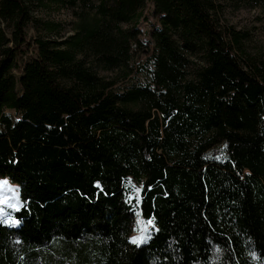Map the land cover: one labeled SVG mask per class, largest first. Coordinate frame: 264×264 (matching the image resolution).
Wrapping results in <instances>:
<instances>
[{
  "label": "trees",
  "instance_id": "16d2710c",
  "mask_svg": "<svg viewBox=\"0 0 264 264\" xmlns=\"http://www.w3.org/2000/svg\"><path fill=\"white\" fill-rule=\"evenodd\" d=\"M65 2L0 0V177L17 184L26 201L19 213L9 211L20 219L19 227L0 226V264H28L33 260L49 263L51 247L38 240L41 218L36 206L40 199L48 204L54 199L61 175L80 150L93 141L97 123L111 110L106 90L72 74L62 78L56 68V31L47 12ZM173 3L174 0H165L164 5L169 8ZM202 10L207 14L205 8ZM171 12L168 20L175 34L182 24L187 29L184 26L190 20L184 22L187 17L183 11L178 22L177 8L176 15ZM200 14L196 18L202 19V26L191 28V39L201 44L203 54L216 58L217 63L199 65L196 71L191 70L194 73L188 79L186 69L175 81L161 74L155 76V93L141 90L145 98L134 99L157 104L165 113L172 111L171 120L164 126L163 146L178 164L167 167L161 158L148 155L154 168L148 177L164 175L163 191L167 192L148 201L158 206L161 224L164 219L171 220V225H164L162 231L178 236L172 241V248L163 249L168 256L172 250L175 252L169 257V264H181L184 256L189 264L195 259L209 264V241H217L224 248L222 262L215 264H264V145L259 144L264 135V54L253 60L255 75H247L235 57L220 52V31L209 16ZM182 38L187 39L183 33ZM124 52L125 48L121 58ZM163 54L176 63L174 51L165 49ZM171 55L173 59L169 58ZM180 55L182 63L190 62L188 54ZM129 114L127 121L141 119L139 113ZM159 136L155 124L148 139L154 144ZM120 137L110 135L104 139L105 149L100 157L110 159L102 161L106 166L117 164L125 170L129 166L127 159L138 158L135 148L140 139L129 132ZM222 140L224 147L228 146V155L221 164L250 167L252 176L237 180L214 167L203 171L188 169L212 159L208 152ZM139 164L134 165L136 173L142 168ZM73 213L74 225H80L78 213L70 214ZM54 217L53 212L46 221L48 226L58 221ZM97 226L98 222L85 228L84 234L93 236L89 237L92 242L84 246L88 250L94 248L95 253L102 250L103 254L104 245L110 247L116 239V228L113 222L107 223L109 233H98L101 241L96 236ZM74 236L70 232L58 238L67 241ZM84 240H78L77 245ZM150 257L148 254L141 264H148Z\"/></svg>",
  "mask_w": 264,
  "mask_h": 264
},
{
  "label": "rangeland",
  "instance_id": "374dc122",
  "mask_svg": "<svg viewBox=\"0 0 264 264\" xmlns=\"http://www.w3.org/2000/svg\"><path fill=\"white\" fill-rule=\"evenodd\" d=\"M164 2L165 0H66L47 12L48 16L43 15L52 19L55 25V49L58 51L56 68L60 76L63 78L72 74L106 90L111 100V110L97 123L93 141L80 150L71 160L70 168L61 175L54 199L49 204L43 199L39 200L36 206L41 218L38 240L50 245L51 258L49 263L33 260L28 264H141L148 254L151 256L148 264H169V257L175 255L173 250L170 256L163 250L167 246L172 248V241L178 239L175 233L162 231L164 225H171V220L164 219L161 224L158 206L150 205L148 201L155 196L167 195L163 191L164 175L155 174L149 178V173L154 168L147 160L148 155H155L167 167L178 164V161L169 158L163 146L164 126L171 120L172 111L165 113L157 104L134 99L145 98L141 90L155 93L152 81L155 76L163 75L170 81H175L186 69L188 72L185 77L188 79V75L191 76L199 65L217 63L216 58L210 57L208 53L203 54L201 44L191 39V28L202 26V19L196 17L203 8L207 10V14L202 10L200 16H209L221 33L218 38L220 52L235 57L244 73L253 77V60L264 54V0H174L173 4L179 13L177 22L182 11L187 17L184 22L190 20L184 26L187 29L182 28V24L177 34L171 29L168 20L171 10L176 15L175 7L170 5L168 8ZM178 33L181 37L182 33L185 34L187 39H181ZM116 38L118 42L115 41ZM114 48L118 51L117 55ZM124 48V56L121 58ZM165 49L174 51L176 63L166 58L163 54ZM180 53L188 54V64L181 62L183 59ZM112 55L113 59H110ZM174 56L169 58L173 59ZM256 80H261V77ZM130 112L139 113L141 119H135L138 122L127 121L126 117H129ZM155 124L160 136L151 144L153 142L149 141L148 136ZM125 132L135 134V138L140 139L135 148L138 158L127 159L129 166L125 170L118 168L117 164L106 166L104 163L110 159L101 160L100 157L105 149L104 139L110 135H121V139ZM259 144L264 145V135ZM227 148L228 146L224 147L223 140L215 142L207 154L212 159L188 169L203 171L214 167L229 172L237 180L252 176L254 171L250 167L237 168L232 163L222 165V159L228 155ZM136 164L142 167L137 173L134 170ZM2 179L9 180L6 187L11 186L18 191L24 206L26 201L22 199L19 186L8 177H0ZM97 181L103 190L96 187ZM262 184L264 185V181ZM133 185L142 188V202L139 206L133 204L130 208L125 203V197L133 191ZM161 187L162 192H157ZM88 204L90 208L87 207ZM74 211L82 221L80 225H74L73 220L76 219L72 218L76 213L70 214ZM53 212L56 215L54 219L58 218V221L48 226L46 221L51 219ZM137 214L139 224L136 222ZM148 217L153 218L154 226L147 223ZM95 222H98V240L101 237L98 233H109L106 231L107 223L111 225L113 222L116 228V239L110 247L104 245L106 252L103 254L102 250L95 253L94 248L88 250L84 246L92 242L89 237L93 236L90 233L84 234V230L92 228V223L96 225ZM145 229L152 237L147 243L137 247L129 242V237L142 235ZM52 232L54 235L49 236ZM70 232L74 233V238L67 241L58 238ZM83 239L85 240L77 245V241ZM207 243L210 244L209 264L221 263L224 258L223 245L217 241ZM246 255L247 252H243L244 258ZM184 259L181 264H189L185 256ZM246 263L249 264L247 261ZM193 264L204 263L195 259Z\"/></svg>",
  "mask_w": 264,
  "mask_h": 264
},
{
  "label": "snow or ice",
  "instance_id": "6c2138e0",
  "mask_svg": "<svg viewBox=\"0 0 264 264\" xmlns=\"http://www.w3.org/2000/svg\"><path fill=\"white\" fill-rule=\"evenodd\" d=\"M7 185H9L8 179L0 180V226L19 227L21 221L18 216L12 215V212L19 213L20 211H22L23 202L18 191L11 186L6 187ZM96 187L101 188V190H103L99 181L96 182ZM142 194V188L133 185V191L129 192L125 197V203L129 204L130 208L133 204L139 206L142 202ZM8 209H11L12 212H9ZM138 215L139 214H137L136 222L139 224L140 220L138 218ZM147 223L149 225L154 226L153 218L148 217ZM151 238V235L145 229L144 234L129 237V242L133 243L137 247H141L142 245L147 243Z\"/></svg>",
  "mask_w": 264,
  "mask_h": 264
}]
</instances>
